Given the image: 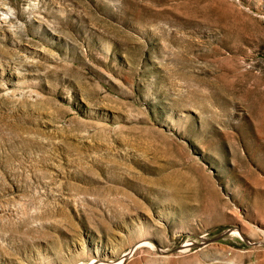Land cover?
Masks as SVG:
<instances>
[{
    "label": "rangeland",
    "instance_id": "obj_1",
    "mask_svg": "<svg viewBox=\"0 0 264 264\" xmlns=\"http://www.w3.org/2000/svg\"><path fill=\"white\" fill-rule=\"evenodd\" d=\"M113 262L264 264V0H0V264Z\"/></svg>",
    "mask_w": 264,
    "mask_h": 264
},
{
    "label": "bare ground",
    "instance_id": "obj_2",
    "mask_svg": "<svg viewBox=\"0 0 264 264\" xmlns=\"http://www.w3.org/2000/svg\"><path fill=\"white\" fill-rule=\"evenodd\" d=\"M128 254H129V253H126L125 256L128 255ZM126 257H127V256H126ZM122 260H123V259H122ZM112 264H121V262H113Z\"/></svg>",
    "mask_w": 264,
    "mask_h": 264
}]
</instances>
